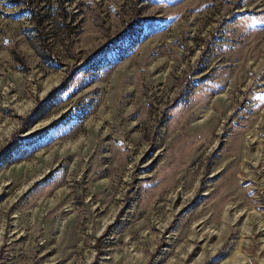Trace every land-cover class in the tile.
Masks as SVG:
<instances>
[{"label":"rangeland","instance_id":"374dc122","mask_svg":"<svg viewBox=\"0 0 264 264\" xmlns=\"http://www.w3.org/2000/svg\"><path fill=\"white\" fill-rule=\"evenodd\" d=\"M0 264H264V0H0Z\"/></svg>","mask_w":264,"mask_h":264}]
</instances>
